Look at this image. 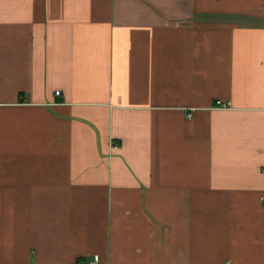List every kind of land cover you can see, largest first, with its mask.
<instances>
[{"label": "crops", "instance_id": "obj_1", "mask_svg": "<svg viewBox=\"0 0 264 264\" xmlns=\"http://www.w3.org/2000/svg\"><path fill=\"white\" fill-rule=\"evenodd\" d=\"M0 264H264V0H0Z\"/></svg>", "mask_w": 264, "mask_h": 264}, {"label": "built area", "instance_id": "obj_2", "mask_svg": "<svg viewBox=\"0 0 264 264\" xmlns=\"http://www.w3.org/2000/svg\"><path fill=\"white\" fill-rule=\"evenodd\" d=\"M57 94H59V92H57ZM217 104L219 106L226 107V104L222 103L221 101H218ZM227 106H230V104H227ZM95 260H98V257L97 256L95 257Z\"/></svg>", "mask_w": 264, "mask_h": 264}]
</instances>
